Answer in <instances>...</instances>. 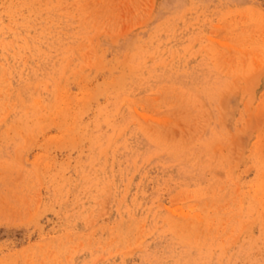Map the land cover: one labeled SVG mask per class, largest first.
<instances>
[{
	"label": "rangeland",
	"instance_id": "374dc122",
	"mask_svg": "<svg viewBox=\"0 0 264 264\" xmlns=\"http://www.w3.org/2000/svg\"><path fill=\"white\" fill-rule=\"evenodd\" d=\"M0 264H264V0H0Z\"/></svg>",
	"mask_w": 264,
	"mask_h": 264
}]
</instances>
